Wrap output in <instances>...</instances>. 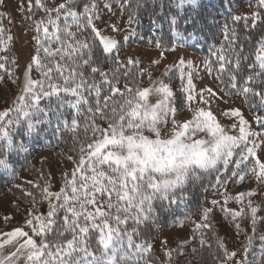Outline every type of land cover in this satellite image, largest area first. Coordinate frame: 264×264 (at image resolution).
Segmentation results:
<instances>
[{
	"label": "snow or ice",
	"instance_id": "6c2138e0",
	"mask_svg": "<svg viewBox=\"0 0 264 264\" xmlns=\"http://www.w3.org/2000/svg\"><path fill=\"white\" fill-rule=\"evenodd\" d=\"M249 2L255 3L257 10L234 15L231 24L221 27L224 42L211 46L215 60H206L204 68L209 75L215 71L216 79L222 81L226 74L230 88L244 98L254 122L264 129V0ZM148 3L165 17L172 36L182 34L180 21L188 22L184 14L202 6L201 0H64L58 6L55 0L51 4L27 0V8L21 0L18 5L31 23L34 45L14 107L0 111V140L6 142L5 151L0 152V167H9L7 153L16 150L15 128H23L24 134L31 136L41 125H54L58 133L69 135L70 153L75 155L67 157L74 168L64 174L59 191L45 184L34 185L39 198L27 193L31 199L24 227L0 233L7 237L0 242V264H20L21 260L24 264H158L149 237L139 227L155 219V202H161L163 208L164 201L182 200L186 186L204 174L214 173L217 185L254 179L264 186V157L260 155L264 133L251 129L240 108L225 110L223 115L232 118V123L222 125L205 107L217 93L211 87L196 92L188 72L190 61L178 59L175 65L181 79L177 95L170 85L172 68L163 73L169 82L153 79L151 71L139 67V60L122 61L119 41L103 34L99 22L114 5H119L122 14L128 13L131 23ZM196 15L200 13L196 11ZM190 22L196 26L195 18ZM253 29L259 31L254 43ZM112 30L119 31L115 25ZM12 39L0 23V53H4L0 70L15 83L19 77L7 67L17 64L9 55ZM248 61L245 73L243 64ZM33 71L38 78L33 77ZM144 75L151 87L140 86ZM4 78L0 75V81ZM205 93L210 98H205ZM53 98L55 107L41 106L42 100ZM185 107L191 116L178 122L176 116ZM67 109L72 111L65 116ZM230 130H238V134H230ZM201 135L204 138H196ZM18 149L26 151V146L21 142ZM256 194L229 195L227 190H217L216 195L224 197L221 211L235 222L237 235L243 234L245 242L240 249L229 250L226 242L215 236L216 264H252L236 257L240 251L246 257L256 240L261 242L257 264H264V233L259 231L264 217L258 216L261 207L251 199ZM245 197L249 198L246 202ZM229 200L243 206L238 211L225 207ZM44 203L46 212L40 213ZM217 204L220 201L212 199L211 205ZM212 211L203 208L202 219L192 230L193 240L200 234V245L207 243L203 229L211 227ZM11 219L6 216V223ZM240 220L250 224L251 234L241 227ZM167 244V239L162 241L163 254L166 264H172ZM4 245L13 250L6 252Z\"/></svg>",
	"mask_w": 264,
	"mask_h": 264
},
{
	"label": "trees",
	"instance_id": "16d2710c",
	"mask_svg": "<svg viewBox=\"0 0 264 264\" xmlns=\"http://www.w3.org/2000/svg\"><path fill=\"white\" fill-rule=\"evenodd\" d=\"M46 2L51 4L53 0H46ZM62 2H64V0H55L57 6ZM201 5L202 6L196 10L200 13L199 16H197L196 11H193L192 9H189L184 14L188 22H185V20L180 21L179 31L182 33L180 36L171 35L165 17L159 12L158 9L156 11H153V5L151 3L146 4L145 7L141 9L139 15L133 18L131 23L128 22V13L124 12L122 14L119 5L116 4L114 5L112 12H106L104 14L103 20L99 22V26H101L104 21L111 18V16L116 13L115 16L113 15V17L127 20L128 25L126 31L131 33L135 37V39H140L141 42L146 45L152 44L157 47V42H160L161 46L158 48L165 51L172 47L175 43L183 41L185 42L183 45L188 49L193 50L194 48V50L198 51L201 55H204L209 60L214 61L215 57L212 55L213 49L211 46L215 44L218 47L221 43L224 42L220 32L221 27L225 23L231 24V20L234 15H250L252 11L257 10V8L255 3H250L249 0H202ZM25 8H27V1ZM165 11L167 12L169 11V9H165ZM0 13L3 14V20L0 21V23H2L4 28L8 30V34L11 35V23L7 17L4 2L2 5H0ZM262 16H264V11H262ZM192 18L196 19L195 27H193L190 22ZM27 21L33 37L34 31L28 18ZM250 34L252 35V42L254 43L259 36V31L253 29L251 30ZM117 36L118 38H120L121 33H117ZM175 37H180L184 40H176ZM187 41H190L192 44L187 43ZM121 46L122 44L120 43V47ZM9 47L11 49L9 53L10 57L17 62L13 39L11 42H9ZM3 54L4 53H0V55ZM119 55L121 57V60L126 63V61L122 59L120 51ZM250 62L251 61H248L243 64L245 73L248 72L247 65ZM7 67L11 68L14 77H18L17 64L10 63ZM107 67L108 65L105 64L104 68L107 69ZM139 67L141 69H144L142 63H140ZM178 73V71H175V68L173 69V73H170V85L177 95L179 94L181 89V79L179 78ZM0 75H3L5 77L3 81H0L1 85L15 92H17V90L21 92L22 88H20V86L18 85V79L15 83H13L12 79H9L4 70H0ZM32 75L33 77L38 78V73H36L35 71H33ZM165 81L169 82L168 78H166ZM148 83V76H142L140 86L145 87ZM219 83L224 90L227 89L228 91L235 93V90L231 89L227 82L226 74L224 75L223 81L219 80ZM14 101L9 104L11 105V107H7L1 111L13 108ZM243 101L246 110L253 117L252 112L249 110L248 103L244 100V98ZM41 106L45 108L50 106L55 107V99L53 98L51 101L42 100ZM71 111V109H67L65 111V116H67ZM186 112L187 108L185 107V109L182 110L178 115H184L186 114ZM259 129L261 128L259 127ZM261 130L264 133V129ZM13 136V147L16 150L7 153L6 158L8 160L9 167H0V198L7 193L12 194L19 202L26 205V207L30 209L31 198L27 195V193L33 192L37 195V198H39V190L38 188L34 187V185L43 186L45 184H50L51 190L54 191L52 186L51 172H49L48 166L49 160L43 159L38 163V166H36L34 162L36 157L44 152L55 153L58 161L62 165L67 166L68 155L75 154L70 153V148L72 145L69 135H61V133H58L56 131L54 125L53 127L41 125L40 131L33 133L31 136L25 135L23 128H15L13 130ZM21 142L26 146V151H20L18 149V145ZM5 143V141L0 140V152L5 151ZM69 163L71 164L72 171L74 165L71 162ZM241 183L242 182L238 180H236L235 182H232L230 180L226 184L217 185L214 173L204 174L201 180L195 183L190 182L186 186V196L182 200L177 199L175 203L164 201L163 208L161 207V202H155V219L147 221L139 227L149 237L154 249L153 255L158 261V264H166L167 261V258L163 254V251L157 252L156 249L161 231L172 227L175 222H185V220L187 219L194 218L202 212L203 208L208 206L211 207L213 211L210 214L211 227L203 229V233L205 239L207 240V243H205L204 245H200V234L196 233L197 239L193 240L192 233L189 245H193L195 247L196 264H216L217 257L215 253L217 252V247L214 237L218 235L222 240L226 242V246L228 248V242L225 238V234H222L220 230L221 225H228L231 230L236 231V229L234 226L235 222L232 221L230 217L226 216L223 211H221L220 206L217 205L218 207H216L211 205V201L212 199L217 198V190L220 192L221 189L237 187ZM252 183L254 184L255 188L264 190V186L256 183L254 179L252 180ZM259 206L261 207V211L258 213V216L264 217V201ZM46 209V203L41 204L39 207L40 213L46 212ZM240 223L241 227L248 231L249 234H251L250 224L242 220H240ZM259 231L261 233H264V222L261 223ZM238 236V246L235 250L240 249L241 245L245 242L244 238H241L240 235ZM153 237L154 239H152ZM239 253L240 254L236 257L237 260L246 258L248 261L252 262V264H257V262H259L261 259V242L259 240L254 241L253 248L248 252L246 257H244L242 251H240ZM162 254L164 256L163 258L161 256ZM174 257H176V255L172 254V264H177Z\"/></svg>",
	"mask_w": 264,
	"mask_h": 264
},
{
	"label": "rangeland",
	"instance_id": "374dc122",
	"mask_svg": "<svg viewBox=\"0 0 264 264\" xmlns=\"http://www.w3.org/2000/svg\"><path fill=\"white\" fill-rule=\"evenodd\" d=\"M26 1L24 0V6H26ZM202 1V0H201ZM210 1V0H208ZM6 7V14L11 23V36L13 37V42L15 46L16 60H17V76L18 85L22 88L20 81L23 79L22 73L26 70V66L30 61V57L33 53V41L30 28L28 26V21L26 13L21 11L18 7L21 0H3ZM116 13L113 15L115 16ZM111 18L101 24V29L103 34L110 35L113 38L119 41L122 46L120 47V52L122 59L127 61L128 58L133 60H139L145 70L151 71L152 78H164L163 73L166 69L175 68V65L178 64V59H183L186 62H191V67L188 68V72H191L193 78V84L195 86L196 92H199L200 89H207L211 87L217 93L216 98L211 99L209 105H200L205 106L213 111L214 115L217 117V120L222 123V125L229 126L232 123V118L226 117L223 115L225 110L232 108H240L246 119L250 121V127L253 131H258L263 133L259 129V125L254 122L253 117L248 113L244 106V101L242 96L236 95L234 92L223 89L219 80L216 79V73L213 71L211 75L207 73L204 68V62L209 60L206 56L201 55L198 51L188 49L183 44L185 42L175 43L168 50H160L158 47L152 44H144L140 39H135V37L127 32V20L122 18ZM113 17V18H112ZM117 17V16H116ZM115 25L119 31L114 32L112 26ZM117 33H121V37L118 38ZM128 36L129 39L125 40L124 37ZM176 40H184L180 37H175ZM187 43L192 44L190 41ZM186 43V44H187ZM159 60L158 64H153V61ZM180 78V74L178 73ZM187 76V72L185 73ZM184 85L186 86L187 81L184 80ZM145 87H151L148 83ZM20 94V91L17 92L7 89L0 84V111L11 107L9 105L12 103L16 97ZM195 95V93H194ZM205 98H210L207 93H205ZM153 99L150 97V100ZM195 103L199 104L197 100ZM191 113L187 110L184 115H177L176 119L178 122H183L186 119H189ZM168 128L171 129L172 125L169 124ZM230 134H238V130H230ZM196 138H204L202 135ZM259 151V150H258ZM261 157H264V152H260ZM43 159L49 160V172H51L52 186L54 191H59L64 183V174L71 171V164L67 161V166L62 165L55 153L44 152L39 154L35 159V165L38 166V163ZM227 190L229 195H235L239 192L255 191L257 194L252 197L253 203L260 205L264 201V190L255 188L252 180L246 179L237 187L221 189L220 193H224ZM217 200L220 201V204H217L221 207L223 204L224 197L223 195H217ZM249 198L245 197L244 202ZM215 205L216 207H218ZM225 207L231 208L238 211L242 204H237L233 200H229ZM209 207V206H208ZM26 205L19 202L16 197L12 194H5L0 198V233H6L16 227H24V221L27 219L26 213L29 211ZM12 217L9 222L6 223L5 217ZM220 218V216H219ZM202 219V212L195 216L192 219H187L185 222H175L174 225L168 229L162 230L157 244V252L164 251V246L162 241L167 239V247L172 250V254L176 255L175 261L177 264H196L195 252L193 249L195 247L190 244V237L193 233L195 227V222H199ZM239 220V218H238ZM240 222V221H239ZM236 229V228H235ZM27 230V228H25ZM221 232L225 234V238L228 242V249L235 250L238 246L237 230H231L228 225H221ZM241 238L245 237L243 234H240ZM6 236L0 235V242L6 239ZM5 251H12L11 245H4ZM240 254V253H239ZM238 254V255H239ZM159 255V254H158ZM164 257L163 254L161 255ZM20 264H24L23 260L20 261Z\"/></svg>",
	"mask_w": 264,
	"mask_h": 264
}]
</instances>
